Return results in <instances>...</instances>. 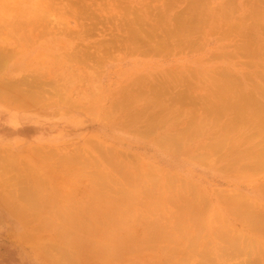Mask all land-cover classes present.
Masks as SVG:
<instances>
[{"label": "rangeland", "instance_id": "obj_1", "mask_svg": "<svg viewBox=\"0 0 264 264\" xmlns=\"http://www.w3.org/2000/svg\"><path fill=\"white\" fill-rule=\"evenodd\" d=\"M42 1L32 0L31 4H25L24 0H0V48L9 46L4 48H9L8 58L0 64V86L19 89L20 93L18 96L15 91L16 97L11 90L12 93H6L9 99L3 98L8 100L0 99V171L6 172L5 168L9 167L5 166L19 165L18 170L12 169L7 174L20 182H29L37 202L31 213L33 216L29 213L30 218L23 213L17 215L0 202V264H54L55 261L59 264H239L244 257H264V235L253 234L252 238L240 240L244 248L242 255L227 261L221 260V256L230 239L223 243L222 239L213 241L206 237L211 229L217 231L227 220L224 203L212 194L219 191L241 193L264 208V187H261L264 185V161L258 169L245 170L241 168L245 160L236 159L240 151L261 143L263 139L255 130L264 118L257 117L244 130V138L239 129L215 134L209 133L206 127L196 130L200 135L196 136L195 131L190 140H180L182 145L176 148L174 144L179 141L171 142L173 138L168 136L176 133L177 128L186 127L184 123L182 127L176 123L183 120L185 110H197L202 115L209 107L212 109L211 104L201 98L206 96L209 83L220 77L221 70L229 71L231 79L246 87L250 94L246 116L256 110L250 102H264V0H109V3L107 0H61L63 4L55 0V4H62L64 11L60 17L55 15L58 14L55 10L62 9L55 8L57 5L51 8V15L55 13V16L49 17L51 21L48 18L47 24L50 26L53 22L54 25L53 28L51 24L50 30L47 26L49 36L25 40L24 35H35L37 28L43 29L38 24L32 31L28 27L32 25L28 23L30 19L37 20L35 15L39 10L34 6L45 9L44 5L52 0H45L44 4ZM67 2L72 6L80 3L78 8L86 18H82V24L70 12ZM110 3L115 6L111 7ZM105 5L110 8L106 10ZM28 7L30 11L23 13ZM97 8L109 12L103 14ZM39 13L41 15V11ZM90 17L93 22L95 20L94 24L88 20ZM14 20L28 24L20 23L22 27H17ZM183 21L187 22L185 26ZM55 27L58 31L52 34L51 31L56 32ZM20 28L26 29V33ZM84 28L89 32L87 35L77 34ZM131 36L136 42H131ZM145 37L153 44L145 42ZM164 37L169 42L166 46L162 45ZM115 40L116 45L109 48L107 43ZM100 45L104 49L99 52L105 54L98 56ZM164 72L173 74L170 81L176 85L164 91L163 101L166 99L168 103L172 94L183 90L194 92L184 102L168 105L167 110L179 111L176 119L160 124V117L155 121L159 126L152 132H147L143 122L136 127L121 126L120 121H124L128 113L144 118L154 108L150 103L158 95H153L150 88L166 78ZM35 80L41 82V86L37 87ZM253 89L258 90V94ZM30 90H38L39 97ZM23 92L25 95H21ZM22 97H28L33 104L28 101L30 106H26V100L22 105ZM203 105L207 106L206 111ZM230 113H222L221 123L229 122ZM161 143H167V147H160ZM221 143L227 146H219ZM231 147L230 166L226 168V153L231 152ZM40 150L49 153H39ZM9 153L18 161L8 160ZM115 153L123 156L126 168L108 161ZM144 163L153 170L145 168ZM132 177L156 183L152 193L156 190L159 197L153 202L162 204L165 209L173 207L167 203L171 194L189 197L200 206L202 203L204 209L193 213V219H178L182 222L180 226L166 230L177 233L183 228L189 233L163 240L153 239L150 235L153 231H149L148 238L143 235L142 232L148 233L151 209L156 212L150 202H145L147 193L138 189L133 197L117 195ZM0 190L1 195L4 187ZM130 197L136 201L133 203ZM22 218H29L28 222ZM41 221L49 226H41ZM189 221H193L192 226H188ZM237 221H234L235 227L241 230L243 226ZM194 223L201 229L197 230ZM86 224L97 229L117 227L121 233L112 232L113 236L106 239L105 236L88 237L90 235L83 234ZM133 228L137 233L125 235L132 233L129 229ZM192 230L199 232L197 237L191 235ZM68 235L79 245H75L71 237L68 239ZM68 240L73 245H69ZM205 242L216 246L205 252L207 259L204 261L199 260L203 257L199 251L192 254L174 249L175 244L198 246ZM86 243L113 245L119 254L113 251L108 255L107 252L106 259L102 255L105 252H99L106 263ZM52 244L59 249L54 250ZM43 247L45 253L50 247L51 254L42 253ZM127 247L132 248L128 250ZM54 252L60 257L57 260L55 255V260L50 259ZM70 252L72 255L75 252L72 256L75 262L67 260ZM194 254L197 257L192 256Z\"/></svg>", "mask_w": 264, "mask_h": 264}, {"label": "bare ground", "instance_id": "obj_2", "mask_svg": "<svg viewBox=\"0 0 264 264\" xmlns=\"http://www.w3.org/2000/svg\"><path fill=\"white\" fill-rule=\"evenodd\" d=\"M31 1L32 0H24L25 4H31ZM44 1L45 0H43L42 1L43 3H41V4H44ZM52 1L54 2L55 0H52ZM52 1H50L49 3L47 2V4L45 3L46 4V5H44L45 9H41L40 10L38 8V6H34L36 11H38V10L41 11V15H40L39 11L37 13L41 17L39 18L40 20H38L39 15L36 14L37 16L35 15V18H37V20L34 19L35 23L31 19L28 22V23L32 22L33 27H32V25H28V27L30 26L29 28H31V29H29L28 27L27 28L32 31V29H34V26L36 27V24H38V27H41V29L42 28L43 29L39 30L40 28H37L38 32L36 30H33V31L37 32V33H35V35L29 33L28 30H27V33H29V35L28 34L24 35L25 36V40H27V39L33 40L34 38L41 39V37L43 38L44 35H48V33L50 32L49 30L52 28L51 24L53 25V22L52 23L50 22L51 23L50 26H49V24H47L48 21H49L48 18L50 16H53L55 13H58V14H55V15L58 16V15H60L62 13V11H64L63 6H62L63 3L61 2V0H56V2L60 1L62 4L61 3L55 4V2L53 4ZM108 1L109 0H107V2ZM111 3H113V2L111 1ZM111 3H110L111 7L115 6V5H111ZM54 5L58 6V7L55 6V8L62 9V10H59L60 12L55 10V13L53 15H51L52 12H53V10H52L53 8L52 7ZM79 5H80V3H79ZM79 5L77 3L76 5L72 6V4L67 2V6H68L70 12L72 14H74V16L76 17L78 22L82 24V21H81L82 18H84L85 20H86V18L83 16L82 10L78 8ZM107 5H109V4H107ZM107 5H105L104 8L107 7ZM91 7H93V5H91ZM109 8L110 7L108 6L107 9L106 8L105 9L108 10ZM24 9L25 10L23 11V13H25V12L27 13L28 11H30L29 7L28 8H24ZM65 9H66V7H65ZM97 9H99V8H97ZM100 10L102 11L103 9L100 8L99 11ZM106 10L104 12L102 11L103 14L106 13V12H109V11H106ZM20 11L22 12V10H20ZM60 17H61V15H60ZM15 18L16 17H14V19ZM93 18H94V16H93ZM88 20L89 21L91 20V22H93L91 17L88 18ZM106 20H107V15H106ZM18 21L19 20H17V21L14 20L13 24L16 25V23ZM50 21H51V19H50ZM20 23L22 24L23 22L17 23L18 25H16V26L17 27H22V26H20ZM39 23H40V26H39ZM94 23H95V20H94V22L92 24H94ZM24 24H25V21H24ZM24 24H22V25H24ZM27 24H25V25H27ZM185 24H187V22L183 21V26H185ZM9 25H12V24L10 23ZM47 26H49V28H48L49 30L47 29ZM23 27H25V26H23ZM45 28L48 30V32H47V30ZM53 28H54V25H53ZM21 29H24V28H20V30ZM55 29H56V27H55ZM55 29H52V30H55ZM86 30H87V28H84V29H82V32L78 31L77 34L80 35L82 33L85 36V35H87V33H89ZM24 31L26 33V29H24ZM55 31L56 32L51 31L52 34L53 33H57L58 30L56 29ZM63 31H65L63 34L67 33L65 29ZM16 34H20V33L17 32ZM103 35H102V37H103ZM29 36L32 37V38H29ZM131 37H128V39L131 38V42L132 43L136 42L135 41L136 39L133 38V36H131ZM104 39H106V35H104ZM34 41H36V40H34ZM144 41L145 42H150L151 44H149V45L153 44L151 41L148 40L147 37L144 38ZM25 42H28V41H25ZM163 42H164V44H162L163 46H166V45L169 44V42H167V37H164ZM116 43H117V41L115 40L114 43H107V44H108V47L110 48L111 46L116 45ZM6 47H9V46H6ZM6 47L0 48V64L4 63L6 58H8V54H9L8 53V49L9 48L7 50H5ZM18 47H19V45H18ZM103 49H104L103 45H100L98 47V51H97L98 52V56H101L103 53L105 54V52H103V51H102V53L99 52V51H101ZM86 54L88 55V52H86ZM83 55H85V52L83 53ZM43 68L44 67H42V69ZM163 74L165 75L166 78L163 77V80L161 81V83L153 85L150 88V90H152V92L155 93V94L152 93L153 95H156V94L158 95V98L155 99V97H153V99H152L153 101L150 103V105H153L154 108L150 109V111L148 112L147 115H145L144 118L138 117V115L135 116V115H132L131 113H128V117L124 118V121H122V120L120 121L119 124L121 126L136 127V125H138V123H140V122L142 123L143 122L145 124V128L148 130L147 132H152L153 129H156L159 126V124L155 123V121L157 119H159L160 117H162L161 118L162 121L160 122V124H166L167 122L173 121L174 119H176L174 117L178 116L179 111L176 110V109H172V108H169L170 111L167 110L168 105L169 104L172 105V104L179 103V102H184L186 100L185 98L188 97L190 94H193L194 92L192 93L191 91H188V89L187 90H183V91L179 92V94H177V95H175V93L172 94L170 96V98H169V102L168 103H167L166 99H165V101H163V97L162 96H164V91H168L171 87L176 85V82H171L170 81L173 78V76H172L173 74H170L168 72H164ZM219 74H220L219 75L220 77H217L215 80H213V81H211L209 83V86H210L209 89L210 90L207 89L206 96H204L202 98L200 97L201 99L205 98L204 101L206 100L211 105H209L207 102H205V103H207L209 106H212V109H210L211 107H209V110L206 111L207 110V106L205 107L203 105L205 107V111L208 114L207 113L206 114L202 113V115H201V113L198 112L197 110L192 111V110L189 109V111H186V110L184 111V113H183L184 118H182L183 120L176 121V123L179 122V124L184 123V125H186V127L184 128V127H182L183 125L181 124V127L184 128V129L181 128V130H179L177 128L176 133H174L172 135H168V136H171L173 138V140L171 142L179 141V142H175V144H174V146L176 148H179L182 145L181 144L182 141L186 142V140H190L192 138L191 135L194 134V132L196 130H203V129H206V127L209 129L208 130L209 133H215V134L228 133L230 130L239 129L240 131H242V136L241 137L244 138L246 136V135L243 134L244 130H247L258 119L257 117L264 118V102L259 103V102H250L249 101L250 104L256 106V110H255V112L252 115L246 116L245 108L248 105V100L251 98L250 94H247V92H246V87L242 86L239 82H237V80H232L231 79L232 75H230L231 73L229 71H225V70L222 71L221 70L219 72ZM161 75H162V73H161ZM36 80H39V78H37ZM36 80H35V82H36L35 85H37V87L41 86L40 85L41 82L39 83ZM39 81H41V80H39ZM37 82L39 83V85H38ZM183 83L184 82H180V84H183ZM3 86L2 85L0 86V99H2V101H4V100L6 101V100L9 99L8 96H10V95H7V94L12 93L11 90H13L14 88H11V90H9L10 89L9 87H7V86L5 87L4 86L5 88H7L6 90L10 91L8 93L7 91H5V88ZM234 90H236V91H234ZM15 91L16 90H13L12 94H14L16 97H18L20 95V93L16 91V94L17 95L19 94L17 96L15 94ZM30 91H31L30 93L32 94L34 91L37 93L38 90H34L33 92H32V90H30ZM252 91H254L255 94H258V92H259L256 89H253ZM38 93H39V91H38ZM38 93L35 94L37 97H39ZM28 94H29V92H28ZM21 95H25V93L23 92V93H21ZM23 97H22V99H24V102H23L24 104H22V105H25V101L27 100L26 101L27 102L26 106L27 105L30 106L29 102L32 103V101L29 100L28 97H25L26 99L23 98ZM31 97L33 98V96H31ZM215 97H217L216 101H214ZM3 98H8V99H3ZM33 99H35V97ZM37 100H38V98H37ZM8 102H10V100ZM36 104L37 103H35V105ZM200 109H202V108H200ZM210 111H212V112H210ZM230 111H232L233 114H231ZM164 112H165V114H164ZM167 112H168V114H167ZM226 112L231 114V119L229 120V122H228V120H226L227 123L226 122L225 123H221L222 113H226ZM151 115H153V116H151ZM248 117H254V118L253 119H248ZM125 119H127L126 122H125ZM246 119H248V120H246ZM144 124H143V126H144ZM255 131L260 136V138L263 139V140H260L261 143H255L251 147H249V149L247 151H240L238 153V155H236V156H238L236 159L245 160V164L241 167V168H243L245 170L258 169L261 166V164L263 163V161H264V122L258 123ZM252 134L254 135L255 132L252 133ZM198 135H200V134L196 131V136H198ZM252 137L254 138L255 135L252 136ZM246 139H248V138H246ZM180 140H182V141H180ZM97 143L98 142H96V144ZM97 145H100V143L97 144ZM159 146L162 147V148L167 147V143H161ZM219 146H222V147L225 146L226 147L227 144L226 143H221V144H219ZM176 148H173V149L175 150ZM230 150H231V152H227L226 153L227 154L226 158H225V160H226V168H229V166H230V158H229V156L231 155V153H233V147H231ZM41 152L45 153L44 151L40 150L39 153H41ZM48 153L49 152H47L45 154L48 155ZM8 157H9L8 160L18 161L17 157H15L13 153H9ZM122 157H123L122 155L115 153L111 157V159L108 160V161L111 162V163L120 165L119 167H121V168H126L125 167L126 165H125ZM233 157H235V155H233ZM1 158L3 159V157H1ZM13 165H15V164H13ZM4 166L5 165H1V167H3V168L9 167V168H5V169H7V171H11L12 169H14L12 171H15V170H18L17 166H19V165H15L13 167L12 166H5L4 167ZM144 167L149 169V170H151V171L153 170L151 168V166L149 164H147V163H144ZM0 169H2V168H0ZM8 169H10V170H8ZM7 171L6 172L0 171V187H4V191H5V192L2 191L3 195L2 194L0 195V202L2 204H5L6 206H8L10 208V210H12L17 215L23 213V214H25L26 217L29 215L28 217L30 218L31 215L33 214L32 210L37 207V205H36L37 202L35 203L34 196L32 195L33 193H31V191L34 190V188L31 187L30 183L27 182V181L26 182L18 181V179L15 176H11V174L9 175V173L7 174ZM143 171L146 172V173H150L147 170H143ZM22 177H24V176H22ZM146 177L147 176H145L143 178H146ZM143 178H141V177H139V178H134V177L128 178L127 180L130 183L127 185L126 188L120 189L118 191L119 194H117V195H121V196L130 194V196L133 197V195H134L133 192L138 191V189L139 190L144 189L143 194L147 193V194L144 195L145 202L146 203L150 202L149 203L150 207L151 208H156V212H155L154 209H151V213L150 214H151L152 217L148 218L149 223H147L148 228H146L148 233L145 231V233H147V234H144V232H142V234L145 235L148 238L147 235L149 234V231H153V232H150V235L153 236L152 238L153 239L154 238H159V239H162V240L167 238L168 236L180 237V236H184V235L188 234L189 232L185 231V229H183V228L178 229L177 233H175V232L174 233H170V232H167L166 230L168 228L173 230V229H175V226H180L179 222L180 223H182V222L179 221L178 219H184L186 217L190 218V219H193V217H191V215L193 213H197L198 211H200V209H204V205L202 203H201V206L197 205L198 202L195 203L189 197H186V196H174V195L171 194V197L169 198V201L167 203H169L173 207H176V209L173 208V207L165 209V207L162 204L160 205V204H157V203L153 202L156 198L159 197L158 193L156 192V190L154 191V193H152V187L155 186L156 183H153L152 180L150 181L149 179H143ZM261 187L263 188L264 185L261 186ZM262 190H263L262 192H264V189H262ZM212 196L214 198L216 196L218 199H220L221 203H224L223 206H224V208L226 210L225 211V216L227 217V220H226L225 224H223L217 231H214L213 229H211L207 233L206 237L208 236V238L209 239H213V241H214V239H217V238L218 239H222L223 243L225 242V240H227L229 238L230 239V241H229L230 243L227 244V246L223 247L224 251H222V256H221L222 259L221 260L227 261V260H229L230 258H232L234 256H237L236 258H239L238 256L242 255L241 251L244 250L243 246L240 245V240L244 241L246 237L247 238H252L251 236H253V234H255V235H264V208L262 206H260L258 203L248 200L241 193H237V194L233 193V194H231L228 191H219V192H216V193L212 194ZM132 197H130V198L132 199ZM41 201H44V200L42 199ZM135 201L136 200H133V203ZM153 205L155 207H153ZM29 213L30 214L32 213V214L30 215ZM155 213L160 215L161 218H158V215H156ZM159 213H161V214H159ZM20 216H22V215H20ZM22 219L26 220L27 218H22ZM28 219L26 220V222H28ZM30 220H29V223H30ZM234 221H237L238 223H241V225L243 226L241 230H237L236 229ZM26 222H25V224H26ZM31 222H33V225L35 224L34 220L31 221ZM35 222H36V220H35ZM41 223H42V221H41ZM41 223H39V226H40ZM192 224H193V221H189L188 226H192ZM42 225H43V227H46L47 225L49 226V223L44 222V223L41 224V226ZM194 225L196 226L197 230L201 229V227L198 224L194 223ZM26 226H27V224H26ZM35 226H36V224H35ZM133 229L135 230V228H133ZM133 229H129L132 233H130V232L129 233H125V235L132 236L133 232L137 233L136 230L132 231ZM112 232H114V233L117 232V234L120 235L121 230L119 228H117V227L110 229V228H108L106 226H102V228L97 229V228H92L91 226H88L87 224L83 227V234L85 233V234L90 235L88 237L105 236L104 238L106 239V237L110 238L108 236H113ZM198 233L199 232H196V231L192 230L191 235L197 237ZM138 234H140V233H138ZM145 236H143V238H145ZM70 237L72 238V240L75 239V238H73L72 235ZM70 237L68 235V239H71ZM73 241L72 242L75 243V245H76L77 240H73ZM68 242H70L69 245L70 244L73 245V243H71V241L68 240ZM197 242L201 243L199 241H197ZM54 244H57V243H54ZM88 244H89V246H88ZM88 244H87V246L89 248H92V250L94 252H98V253L99 252H103V253L105 252L104 254H102V255H104V258H106L105 254L107 255V252H109L108 253V255H109L111 252L115 251L116 249L118 251L117 247H115V246L113 247V245L110 246L109 244H106V243H97V246L93 245V244H92L93 245L92 246L91 243H88ZM77 245H79V244L77 243ZM82 245H84V243H82ZM210 245H212V244H210ZM210 245H208V243H206V242L202 243V244H200L198 246H196L195 244L194 245H192V244H190V245H187V244H183V245L175 244L174 245V249L179 251V252H183V253L188 251V252H191L192 254L193 253L196 254V252H193V251H199L203 255V257H200L201 259H199V260L200 261L201 260L204 261L205 259H207L206 258L207 256H205L206 255L205 252H209L210 248H213V246H216L214 244L212 246H210ZM50 246H53V244L50 245ZM44 248L45 247H43V251L44 252H42V253H44L46 256H47V253L51 254L50 247L48 249L49 252H47V253H45L46 251L44 250ZM53 248H54V250H56L55 248H57V246L56 247L53 246ZM129 248H132V247H127L128 250H129ZM41 249H42V246L40 247V250ZM57 249H59V248H57ZM117 251H115V253ZM75 252L73 253V255L75 254ZM70 253L67 254L69 257L65 254L68 257L67 260L70 261V259H71V261L73 260L75 262V260L72 257L73 256L72 252H70ZM115 253L113 255L119 254V252L116 253V254ZM50 254H48V257H49ZM52 254H53V256H50V259L55 260V258H56V260H57V257H59V256H57L55 254V252L52 253ZM99 254L101 256V253H99ZM195 254L192 255V256L197 257ZM65 255H61V256L65 257ZM70 255H71V257H70ZM52 257L53 258L55 257V258L53 259ZM62 257H61V260H63ZM98 257H99V255H98ZM100 258H102V261H106V263H107V260H104L103 256H101ZM99 260H101V259H99ZM57 262L58 261H55L54 264L55 263L59 264V262L58 263ZM185 264H189V263H185ZM211 264H212V262H211ZM239 264H264V257H257V256L256 257H244Z\"/></svg>", "mask_w": 264, "mask_h": 264}]
</instances>
